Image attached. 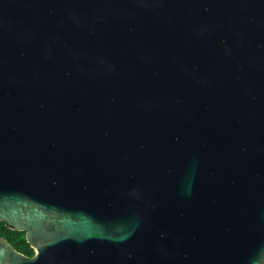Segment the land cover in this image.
<instances>
[{"label": "water", "instance_id": "1", "mask_svg": "<svg viewBox=\"0 0 264 264\" xmlns=\"http://www.w3.org/2000/svg\"><path fill=\"white\" fill-rule=\"evenodd\" d=\"M0 264H264V0H0Z\"/></svg>", "mask_w": 264, "mask_h": 264}, {"label": "trees", "instance_id": "2", "mask_svg": "<svg viewBox=\"0 0 264 264\" xmlns=\"http://www.w3.org/2000/svg\"><path fill=\"white\" fill-rule=\"evenodd\" d=\"M0 238L6 239L17 250V252L24 256L30 257L33 255V250L25 240L24 232H17L1 221Z\"/></svg>", "mask_w": 264, "mask_h": 264}]
</instances>
